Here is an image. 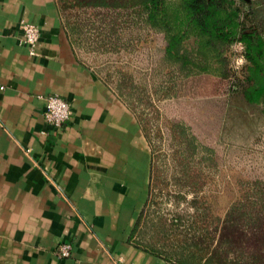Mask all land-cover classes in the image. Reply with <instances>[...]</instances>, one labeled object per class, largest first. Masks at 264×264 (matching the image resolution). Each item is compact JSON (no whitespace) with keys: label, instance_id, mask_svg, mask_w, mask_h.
Returning a JSON list of instances; mask_svg holds the SVG:
<instances>
[{"label":"crops","instance_id":"0c3cea01","mask_svg":"<svg viewBox=\"0 0 264 264\" xmlns=\"http://www.w3.org/2000/svg\"><path fill=\"white\" fill-rule=\"evenodd\" d=\"M60 18L54 0H0V264H168L128 241L150 180L140 126ZM19 23L39 29L34 56ZM51 95L71 106L59 132Z\"/></svg>","mask_w":264,"mask_h":264},{"label":"rangeland","instance_id":"374dc122","mask_svg":"<svg viewBox=\"0 0 264 264\" xmlns=\"http://www.w3.org/2000/svg\"><path fill=\"white\" fill-rule=\"evenodd\" d=\"M235 2L252 14L248 21L264 37V21L258 17L264 0ZM58 11L67 28L77 25L74 36L68 32L78 60L117 93L140 126L150 169L152 163L151 213L159 210L168 221L192 225L207 215L222 219L234 203L264 201V106L244 98L241 46L233 48L228 77L207 72L169 80L159 69L165 47L160 34L106 10ZM191 146L196 151L189 159L183 147ZM178 191L186 202L168 197ZM60 246L54 250L57 256Z\"/></svg>","mask_w":264,"mask_h":264},{"label":"trees","instance_id":"16d2710c","mask_svg":"<svg viewBox=\"0 0 264 264\" xmlns=\"http://www.w3.org/2000/svg\"><path fill=\"white\" fill-rule=\"evenodd\" d=\"M55 2L58 9L106 10L118 18L124 16L133 26L160 34L165 47L159 69L169 80L207 72L228 77L233 48L239 45L245 61L244 98L250 104L264 106V37L235 0ZM68 28L74 36L77 25L68 24ZM119 90L124 98L121 85ZM140 97L137 102H142ZM183 149L189 151V159L196 151L194 146ZM183 176L188 178L187 168ZM151 191L152 163L148 197L128 238L136 249L168 264H264V201L247 205L237 202L222 219L207 215L203 222L183 225L177 219L166 220L159 210H148ZM168 195L186 202L179 191ZM192 209L196 207L192 205Z\"/></svg>","mask_w":264,"mask_h":264},{"label":"built area","instance_id":"2783aa9c","mask_svg":"<svg viewBox=\"0 0 264 264\" xmlns=\"http://www.w3.org/2000/svg\"><path fill=\"white\" fill-rule=\"evenodd\" d=\"M20 29V43L28 47L30 56L36 55V46L40 34L38 27L28 23H21ZM44 101V120L55 132H59L71 117V106L67 101L56 95L47 96ZM70 253L71 245L68 243H62L58 248V256L60 258H69Z\"/></svg>","mask_w":264,"mask_h":264},{"label":"flooded vegetation","instance_id":"af4514ba","mask_svg":"<svg viewBox=\"0 0 264 264\" xmlns=\"http://www.w3.org/2000/svg\"><path fill=\"white\" fill-rule=\"evenodd\" d=\"M263 6H264V4H263ZM262 6V7H263ZM258 17L261 19V20H263L264 21V7L262 8V9H258ZM251 13H250V15H249V17H251Z\"/></svg>","mask_w":264,"mask_h":264}]
</instances>
